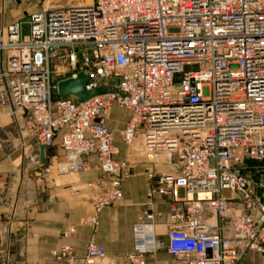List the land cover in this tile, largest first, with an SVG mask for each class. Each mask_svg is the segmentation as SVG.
<instances>
[{
	"label": "built area",
	"instance_id": "1",
	"mask_svg": "<svg viewBox=\"0 0 264 264\" xmlns=\"http://www.w3.org/2000/svg\"><path fill=\"white\" fill-rule=\"evenodd\" d=\"M26 23V32L18 18L0 27V107L27 115L38 144L61 149L43 155L40 174L98 170L87 181L98 188L94 212L80 223L96 225L130 174L105 122L117 106L127 113L121 140L140 136L168 164L146 172L145 195L170 198L163 246L174 264H235L246 249L264 252V0H69L30 11ZM77 71L99 90L54 94L55 81ZM155 213L144 209L136 224ZM155 244L122 253L119 264H145ZM50 255L53 264L75 257L68 243ZM105 255L89 239L83 264Z\"/></svg>",
	"mask_w": 264,
	"mask_h": 264
},
{
	"label": "crops",
	"instance_id": "2",
	"mask_svg": "<svg viewBox=\"0 0 264 264\" xmlns=\"http://www.w3.org/2000/svg\"><path fill=\"white\" fill-rule=\"evenodd\" d=\"M11 1L0 0V27L23 14L21 9L8 6ZM7 114L10 119L0 123V264H53L55 259L50 249L61 243L73 247L72 264H83L89 239L104 244L106 253L93 264H119L122 253L135 250L147 241L157 245L142 252L145 264L175 263L163 246L170 221L167 205L170 198L155 192L150 197L145 195L149 186L146 172L163 171L166 166L157 161L153 165L150 160H136L133 158L138 152L133 148L135 144L122 145L125 143L119 128L127 117L123 109L111 106L105 122L112 131L113 157L127 159L130 174L121 180V197L97 212L96 225L80 223L79 217L94 212L88 196L98 188L90 186L88 190H81V186L97 180L98 170L91 166L75 172L77 175L71 179L58 180L37 174L43 155L53 151L61 153V149L57 145L43 147L40 155V144L27 133V115ZM87 158L92 165L95 163L92 154ZM159 159L162 160L161 156ZM144 209L156 213L146 224L137 225L138 215ZM69 225L74 226L73 232L62 235ZM235 264H264V252L246 249Z\"/></svg>",
	"mask_w": 264,
	"mask_h": 264
},
{
	"label": "rangeland",
	"instance_id": "3",
	"mask_svg": "<svg viewBox=\"0 0 264 264\" xmlns=\"http://www.w3.org/2000/svg\"><path fill=\"white\" fill-rule=\"evenodd\" d=\"M66 1H69V0H16V2L14 0H12L11 1L12 4L9 3L8 6H10V7H16L17 9H21V13H23V14L21 16L17 17V18L22 21L23 32H26V29H27V23H26L27 14L30 11L35 10V9H39L42 6H55V5L63 4ZM16 11H18V10H16ZM54 94H57L56 91L54 92ZM7 116H8L7 118L10 119V117H9L8 114H7ZM119 119H122V117H119ZM27 133H28V135H30L29 132H27ZM138 140L139 139L136 138L134 140V142L131 143V145L135 144L133 146V148H135V149L137 148L138 149V152L136 154H134L135 157H133V158L136 159V160H138V158L147 160L146 159V156H145V153L143 152V149H142L141 141L139 140L140 141L139 142ZM122 145L125 146V147H127L130 144H123L122 143ZM52 153H56V152L53 151ZM56 154H60V153H56ZM159 157L160 156H158L157 159H159ZM161 158L163 159V157H161ZM150 161L153 162V160H150ZM141 162H145V161L142 160ZM245 162H247V164L257 163L256 160H251V159H245ZM154 163L155 162H153L152 164L154 165ZM160 164L166 166V168L168 167V164L167 163L160 162ZM37 174H40L39 167L37 169ZM76 175H77V173H75V172H72V173H69V172H66V173H55V172H52L49 176L53 177L55 180L56 179L58 180V179H61V178H63V179H71L73 176L75 177ZM263 175H264V173H263ZM87 187H90V186H88L87 185V182H85L81 186V188H82L81 190H88ZM77 197H81V196H77ZM88 199L92 200L90 195L88 196Z\"/></svg>",
	"mask_w": 264,
	"mask_h": 264
},
{
	"label": "water",
	"instance_id": "4",
	"mask_svg": "<svg viewBox=\"0 0 264 264\" xmlns=\"http://www.w3.org/2000/svg\"><path fill=\"white\" fill-rule=\"evenodd\" d=\"M88 75L82 71H77L74 76L58 78L55 81V91L59 95L74 94L79 98H86L93 92L99 90V87L86 88L84 82ZM40 155L42 154L43 145H39Z\"/></svg>",
	"mask_w": 264,
	"mask_h": 264
},
{
	"label": "bare ground",
	"instance_id": "5",
	"mask_svg": "<svg viewBox=\"0 0 264 264\" xmlns=\"http://www.w3.org/2000/svg\"><path fill=\"white\" fill-rule=\"evenodd\" d=\"M89 1V0H88ZM7 113H8V110L6 109V108H4V107H0V123L2 124V123H5V122H7ZM9 120V119H8ZM136 138H140V141H141V144H142V140H141V137L140 136H135L132 140H130L129 142H124L125 144H131L132 142H134V140L136 139ZM142 149H143V152L145 153V156H146V159L147 160H157V162H161V161H165L166 159H165V156H164V154L163 153H158V152H147L143 147H142ZM158 156H161V157H163V159L162 160H160V159H157V157ZM225 194H229L228 192H224Z\"/></svg>",
	"mask_w": 264,
	"mask_h": 264
}]
</instances>
